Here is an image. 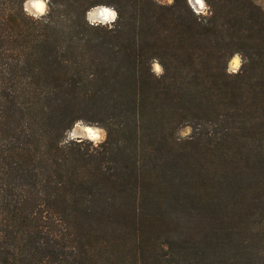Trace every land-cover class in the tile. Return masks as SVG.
<instances>
[{
    "label": "trees",
    "instance_id": "obj_1",
    "mask_svg": "<svg viewBox=\"0 0 264 264\" xmlns=\"http://www.w3.org/2000/svg\"><path fill=\"white\" fill-rule=\"evenodd\" d=\"M206 2L0 0V264H264V9ZM78 118L103 145L58 146Z\"/></svg>",
    "mask_w": 264,
    "mask_h": 264
},
{
    "label": "clouds",
    "instance_id": "obj_2",
    "mask_svg": "<svg viewBox=\"0 0 264 264\" xmlns=\"http://www.w3.org/2000/svg\"><path fill=\"white\" fill-rule=\"evenodd\" d=\"M158 3L166 2L167 6L174 4L175 0H157ZM51 0H22L21 8L23 13L34 21L47 22ZM187 6L192 13L199 17H208L212 14L211 5L206 0H186ZM119 19V12L114 4L98 3L90 6L84 13V20L90 27H103L112 30ZM149 63V71L160 79L165 75V68L158 57H152ZM248 63V57L242 51H234L226 60L225 74L230 76L238 75L243 66ZM192 128L185 124L178 129V137L181 140L188 139ZM107 130L98 122L84 118L75 119L71 126L65 128L62 138L58 142L61 148H70L73 143L77 145L90 144L92 148H98L107 140Z\"/></svg>",
    "mask_w": 264,
    "mask_h": 264
},
{
    "label": "rangeland",
    "instance_id": "obj_3",
    "mask_svg": "<svg viewBox=\"0 0 264 264\" xmlns=\"http://www.w3.org/2000/svg\"><path fill=\"white\" fill-rule=\"evenodd\" d=\"M156 1H157V0H156ZM254 1L264 9V0H254ZM159 4H166V2H164V3H159ZM252 212H253V211L250 212V216H251ZM238 216H239V215H237V216H230L228 219L235 220ZM242 216H243V213L241 214L240 217L237 218V221H239V219L242 218ZM252 219H253V218H252Z\"/></svg>",
    "mask_w": 264,
    "mask_h": 264
}]
</instances>
